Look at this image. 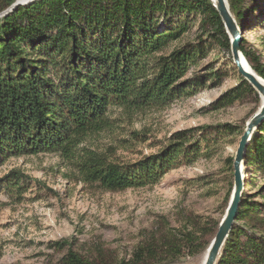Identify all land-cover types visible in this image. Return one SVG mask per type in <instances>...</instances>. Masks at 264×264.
<instances>
[{
    "label": "trees",
    "instance_id": "16d2710c",
    "mask_svg": "<svg viewBox=\"0 0 264 264\" xmlns=\"http://www.w3.org/2000/svg\"><path fill=\"white\" fill-rule=\"evenodd\" d=\"M15 2L0 0V165L9 158L55 153L78 182L118 193L155 185L170 168L192 163L211 146L213 132L206 129L198 136L178 133V142L159 154L123 164L87 145L111 130L114 111L129 117L202 87L201 72L193 73L190 82L185 78L211 45L231 57L229 37L210 0ZM226 2L243 35L264 25V0ZM195 24L197 44L163 54ZM240 51L264 80L262 52L243 38ZM209 79L219 80V72ZM241 86L257 95L247 82ZM255 131L243 162L252 169V181L264 180V120ZM22 179L12 171L0 180V190L13 182L24 192ZM182 220L179 228H152L127 260L106 257L99 246L89 256L68 247L58 264H177L185 255L195 258L207 250L221 221L202 223L191 214ZM58 246L63 250L67 244ZM216 264H264V203L242 193Z\"/></svg>",
    "mask_w": 264,
    "mask_h": 264
},
{
    "label": "rangeland",
    "instance_id": "374dc122",
    "mask_svg": "<svg viewBox=\"0 0 264 264\" xmlns=\"http://www.w3.org/2000/svg\"><path fill=\"white\" fill-rule=\"evenodd\" d=\"M196 33L197 24L163 54L197 44ZM242 37L246 45L262 52L264 60V25ZM232 67L231 57L211 45L185 78L190 82L193 73L203 76V86L192 95L129 117L116 110L111 130L87 142L110 159L135 164L177 143L178 133L189 137L198 136L201 129L213 132L211 146L201 149V156L170 168L155 185L102 192L78 182L71 166L55 153L4 161L0 180L12 171L26 179L20 182L24 192L13 182L0 190V264H58L68 247L89 256L94 246L101 247L106 257L127 260L136 244L158 225L179 228L183 216L190 214L202 223L221 221L233 189L232 161L240 138L261 107L257 93L242 91L244 80ZM216 72L220 79H209ZM251 170L243 164V194L262 204L264 180L252 181ZM61 243L67 244L63 250ZM205 253L195 258L185 255L177 264H203Z\"/></svg>",
    "mask_w": 264,
    "mask_h": 264
},
{
    "label": "water",
    "instance_id": "95a60500",
    "mask_svg": "<svg viewBox=\"0 0 264 264\" xmlns=\"http://www.w3.org/2000/svg\"><path fill=\"white\" fill-rule=\"evenodd\" d=\"M33 1L36 0H16L13 6L26 5ZM212 7L217 12L224 26L226 34L229 37L232 64L236 68L239 76L245 82H247L258 94L261 99V107L248 122V124L246 125V129L244 130L243 135L240 138L236 154L232 161L233 189L231 197L225 215L218 226L217 232L206 250L203 264H216L221 249L228 237L232 225L235 222V217L238 211L241 195L244 190L243 177L241 171L244 162L246 146L253 131L256 130L258 125L264 120V80H262L255 73H253L250 68L249 71H246L242 67V63H246L240 51V44L243 38L242 31L236 24L233 16L231 15L226 0H215V4H212Z\"/></svg>",
    "mask_w": 264,
    "mask_h": 264
},
{
    "label": "bare ground",
    "instance_id": "6f19581e",
    "mask_svg": "<svg viewBox=\"0 0 264 264\" xmlns=\"http://www.w3.org/2000/svg\"><path fill=\"white\" fill-rule=\"evenodd\" d=\"M212 4H215V0H210ZM242 67L244 70L249 71V66L245 63H242ZM205 257V256H204ZM204 260V259H203Z\"/></svg>",
    "mask_w": 264,
    "mask_h": 264
}]
</instances>
